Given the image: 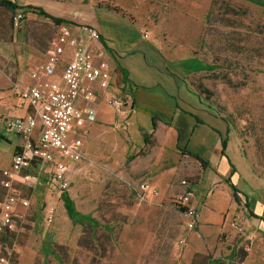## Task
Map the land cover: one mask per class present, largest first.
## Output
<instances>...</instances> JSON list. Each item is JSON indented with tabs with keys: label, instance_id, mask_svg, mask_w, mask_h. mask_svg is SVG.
Listing matches in <instances>:
<instances>
[{
	"label": "rangeland",
	"instance_id": "1",
	"mask_svg": "<svg viewBox=\"0 0 264 264\" xmlns=\"http://www.w3.org/2000/svg\"><path fill=\"white\" fill-rule=\"evenodd\" d=\"M13 1L41 6L69 22L55 26L29 10L23 21L15 23L11 13L0 8V50L5 73L17 66L29 76L38 73L44 62L43 54L52 49L61 33L68 31L81 43L78 36L81 31L76 27L89 26L107 39L111 51L113 44L116 50L129 45L135 48L142 43L154 47L165 69L185 87L187 103L180 104L190 111L188 115L183 112L174 116L169 107L137 93L133 113H120L122 109H114L108 102L110 95L125 101V92L129 91L125 85L110 90L109 98L89 103L97 113L72 133L84 142L83 159L69 163L68 187L64 192L81 213L100 221L108 220L115 226L116 242L96 262L91 261L94 251L77 245L81 225L70 221L59 197L62 192L58 193L49 183L51 166L44 165L43 174L28 171L32 178L29 183L15 175L8 178L11 162L6 145H1L0 163L10 166L0 171V183L8 178L11 185L5 190L0 184V202L8 190L28 200V205L18 207L13 215L28 227L23 241L13 246L20 256L17 264L42 261L39 249L42 241L48 239L66 247L78 264H190L195 252L187 254V251L194 242L191 237L194 231L185 228V215L177 197L184 191L181 181L195 186V190L207 187L198 192L206 196L211 185L228 175L224 166L231 170L214 156L219 144L214 128L221 131V137L230 139L227 153L236 169L233 178L247 194L257 217L248 216L242 206L234 212L229 209L223 222L228 230L218 233L214 241H202L200 237L195 241L210 244L211 250L200 253H210L214 261L264 264V0ZM86 37L83 41L95 44L94 39ZM87 48L97 57V52L90 46ZM103 51L111 52L105 48ZM109 57L111 60L105 55L103 59L113 67L114 60ZM191 57L212 65L213 70L189 71V63L183 60ZM193 64L198 62L193 59ZM98 104L108 113L98 108ZM155 109L157 116L172 120V127L180 128L182 138L190 128L188 119L198 124L200 118L207 123L195 128L189 148L181 138L177 148L171 133L174 128L170 129L161 139L163 149L158 147L150 156L140 132L149 129L148 113ZM187 149L208 161L206 171L199 161L185 154ZM146 153L149 156L144 157ZM144 179L151 182L146 190L140 188ZM224 191L219 204L224 202ZM47 205L56 210L51 223L45 219ZM198 212L200 216L199 209ZM12 224L13 230L16 222L13 220ZM231 250L238 253L236 261L242 251L246 255L239 263H228Z\"/></svg>",
	"mask_w": 264,
	"mask_h": 264
},
{
	"label": "built area",
	"instance_id": "2",
	"mask_svg": "<svg viewBox=\"0 0 264 264\" xmlns=\"http://www.w3.org/2000/svg\"><path fill=\"white\" fill-rule=\"evenodd\" d=\"M21 17V13H16L15 23ZM76 30L94 40L98 39L96 30L89 26H79ZM65 47L73 51L66 61L63 60ZM101 54L98 53L97 57L90 55L78 37L71 36L68 31L61 33L41 70L30 75L33 83L20 91L21 98L28 103L31 110L24 116L6 121L8 129L19 135L25 143L21 152L12 155L8 178L15 175L29 183L32 178L28 171L34 161H40L51 164L49 183L57 192L61 193L67 189L69 163H77L83 159L84 142L72 133H75V129L80 127L84 120L95 116V110L89 102L96 98V88L107 89L114 85L113 67ZM59 64L62 66L57 73ZM108 103L117 110L124 106V101L115 96L110 97ZM36 129L38 136L36 143H33L31 138ZM36 172L42 174V169ZM8 178L0 183L5 190L11 185ZM181 184L184 191L177 197V203L184 208L185 228L191 230L199 219V212L198 208L190 204V193H193L191 186L184 180ZM148 187V183L140 184L142 190ZM17 205L26 207L28 200L9 190L6 191L0 202V224L12 229ZM55 212V207L47 205L45 210L47 223L54 220ZM182 242L179 240V243Z\"/></svg>",
	"mask_w": 264,
	"mask_h": 264
},
{
	"label": "crops",
	"instance_id": "3",
	"mask_svg": "<svg viewBox=\"0 0 264 264\" xmlns=\"http://www.w3.org/2000/svg\"><path fill=\"white\" fill-rule=\"evenodd\" d=\"M16 4H19V3H16ZM19 5H24V4H19ZM78 36L80 38L81 43L85 45L87 51H88L87 46H90V49H93L97 53H102L101 56L104 57L105 55L106 59L108 60L110 59L109 56L111 55L113 60L117 61L119 65L127 71L128 81L124 84L119 85L120 87L124 85L127 87L129 86V91L125 92L126 94L124 95V98L126 99H124L125 100L124 106L121 108L122 111L120 110L121 111L120 113H123L125 111L130 112V115L133 113L135 109V105H136L135 96L137 93H139V94H144L145 97L147 95L148 98L156 99L162 105V107L163 106L169 107V109L172 110V113L174 116L175 115L180 116L181 114H183V112L186 115H188L190 111H185L184 107H182L180 104V102L182 101L187 103L186 101H184L185 94L187 91L185 87L182 86L181 83L177 81L173 77V75H171L165 69L164 61L154 47H151V46L145 47V44L142 43L144 46L137 45L134 48L133 46L135 45H129L128 47L124 49L116 50L113 44L114 49L111 51L110 46L107 44V39L102 35L104 39L106 40V45H108V49L106 50L111 51L109 55L108 53H105L103 51V48L105 47L102 45L100 40L99 41L93 40L95 44L90 45L88 41H83V37H86L85 34L80 32ZM139 44H141V42ZM50 51L51 50L43 54L44 61L46 60L47 55L48 53H50ZM72 52L73 51L71 48L65 47V53L63 55V60L65 61L68 60ZM61 66L62 64H59V67H58L59 69L57 73H59ZM113 67H114V64H113ZM57 76L58 75L56 74L55 77ZM113 78L115 79L114 76ZM33 81L34 80H32L28 74L21 73L18 66L16 69H13L11 72L5 73L4 66H3V51L2 49L0 50V146L1 145L4 146V144L6 145V152L9 157V163L11 162V158L14 153L21 152L24 149L25 143H24V140L19 135L13 133L12 131L8 129L6 121L14 117L24 116L28 111L31 110L28 103L21 98L20 91L22 89L27 88L29 85H31ZM115 88H117L115 87V85H111L107 89L96 88V98L95 99L101 100L106 97L107 98H109L110 96L112 97V95H110L112 94L110 93V90L115 89ZM130 92H132V94ZM108 95L110 96L108 97ZM102 107H103L102 104H98V108H100L103 112L108 113L105 111L106 109ZM157 111L158 110L155 109L153 110V113L152 112L150 114L148 112L147 113L150 116V118H152L153 115H156ZM95 113H97L96 110H95ZM161 119L169 123V126L165 128L164 134L161 139L164 140L165 133H167L168 131H171L170 129L174 128V132H171V133L174 136L173 138L175 140L174 145L177 148L179 147L178 145L181 143L180 142L181 140H184L183 144L185 145L187 144L186 146L189 148L190 143H192V140L194 139L193 136H194L195 128H197L198 125L207 123L204 120H201L200 118L198 119L202 121L203 123L196 124L194 122H191V118L188 119L190 128L188 129V132L186 134L187 136L185 138H182L181 137L182 131L180 130V128L178 130L176 126L172 127L171 125L172 120L170 121L169 119H166V118H161ZM151 132H152V125H150L149 129L147 127V129H145L144 131H141L140 136L144 140L145 137H147ZM213 132L218 136V139H219V144L218 146L215 147L213 151L214 156L216 160L219 159L220 162L223 161L226 164H228L231 170L227 171L228 170L227 165L224 166L225 168L224 171L228 175L226 177H221V180L219 182H216L214 185H211V187L209 188V192L206 196H203L204 195L203 193H202L203 195H201L198 192L205 191L207 187H202L200 190H195L194 189L195 186L190 184L192 185L190 188L193 191L192 197L190 198V202L191 203L193 202L192 204H194L200 210V216H199V219L195 227L191 229V231H194V235L191 236L192 239H194V242L188 247L187 254H193L194 252H205L207 250H211L210 244L209 245L204 244L202 241L206 239L207 240L211 239V241L212 240L214 241L218 233H220L223 230H228L226 229L225 224L223 222L228 218L226 214H227V211H229V209L230 211L234 212L238 206H242L245 209L246 214L250 216L247 213V209L242 204H239L238 202L234 200L233 195H232V189L230 187L231 184L239 192L246 195V200L249 204V209L252 210L250 207V202L248 200L247 194L245 193L243 189L239 188L238 183H236V181L233 178L234 176L233 172H235L236 169L234 165L232 164L231 159L229 158V153H227L228 150L230 149V144H229L230 139L228 140L226 136L221 137L222 135L221 131L216 128H214ZM37 136H38V129H36L32 135L31 139L33 143H36ZM161 139L158 145L155 147V152L153 154L149 152L150 156H153L156 153L158 147H159V150L163 149L162 147L163 140L161 141ZM222 139L226 141L225 149H224L225 156L221 155L222 154L221 153V150H222L221 140ZM17 148L18 150H16ZM231 148H233L232 145H231ZM187 150H190V149H187ZM0 152H1V149H0ZM192 152L196 153L201 158H203V156L200 155L199 153L195 151H192ZM235 155H237V153H235ZM147 156L149 155L147 154L144 157H147ZM46 164L51 166V164L49 163H41L40 161H34L29 171H34V172L38 171L39 169H42L43 166ZM8 167H4L0 163V171H4ZM207 167H208V161H207V165L203 167L205 171L207 170L206 169ZM44 177L46 178V176ZM141 183H148L150 185L149 188L151 187V182H149V180L147 179L142 180ZM175 186L178 187L179 185H175ZM178 188H180V186ZM219 188H221V190H219ZM222 189H225V191L223 192L224 202L222 204H219L220 202L219 199L221 198ZM18 207H21V206L17 205L15 207V211L17 210ZM253 213L256 215L254 211ZM250 217H254V216H250ZM255 217H257V215ZM199 237L202 241L196 242L195 239Z\"/></svg>",
	"mask_w": 264,
	"mask_h": 264
},
{
	"label": "trees",
	"instance_id": "4",
	"mask_svg": "<svg viewBox=\"0 0 264 264\" xmlns=\"http://www.w3.org/2000/svg\"><path fill=\"white\" fill-rule=\"evenodd\" d=\"M252 1V0H248ZM0 8H3L11 13V17H14L16 13H21V18L18 22L23 21L26 17L25 14L31 10L33 13L50 20L55 26L68 23L69 21L63 17L55 16L47 12L41 6L35 5H19L16 4L13 0H0ZM228 12V11H226ZM236 11H234L235 13ZM210 18V16L208 17ZM215 19V18H214ZM11 25H13V21L11 20ZM98 39L105 47L108 49V45H106V40L100 34H98ZM193 59L198 62V64H193ZM188 64V70L191 72L198 71H211L213 70L212 65H208L202 61H200L196 57H191L183 60ZM192 63V64H191ZM113 76L114 85L119 86L120 84H124L128 81L127 79V71L119 65L117 61H114L113 67ZM204 92V90L202 91ZM196 118V117H195ZM197 123H203L197 118ZM152 132L145 137L144 147L148 150L147 153L153 154L155 152V147L158 145L160 139L162 138L165 128L169 126V123L163 119H161L157 115H153L151 118ZM226 141L224 139L221 140V155L225 156ZM18 150V148L16 149ZM146 153V154H147ZM185 154L191 156L195 160L199 161L202 166L207 165V161L201 158L196 153H193L190 150H185ZM144 156V155H142ZM128 158V157H127ZM232 189V195L236 202L242 204L246 209L247 213L250 216H256L252 210L249 209V204L246 200V195L239 192L232 184L230 185ZM193 194V193H192ZM192 197V196H191ZM190 197V198H191ZM60 199L62 201L63 207L66 211V214L70 221L73 223L81 225V234L79 239H77V245L81 248L91 250L95 252V255L91 258L92 262H96L98 259L105 256V254L111 249V247L116 242L117 231H115V226L110 224L108 220H98L97 218L91 216L90 214L81 213L76 209L74 201L69 197L66 192H62L60 195ZM182 211L184 208L180 205ZM16 222V228L10 229L7 225L0 224V264H17L19 257L18 253L13 248L16 242L21 243L24 237L28 233V227L17 219L13 218ZM40 254L42 255V261H39L35 264H78L75 258L70 257L66 247L63 245L57 244L52 241V239L43 240L39 249ZM238 255L237 251L231 250L228 255V263H239L243 260L246 255L245 251H242L239 259L236 261L235 257ZM97 258V259H96ZM190 264H224L222 260L212 259V255L210 253H200L195 252L191 258Z\"/></svg>",
	"mask_w": 264,
	"mask_h": 264
},
{
	"label": "bare ground",
	"instance_id": "5",
	"mask_svg": "<svg viewBox=\"0 0 264 264\" xmlns=\"http://www.w3.org/2000/svg\"><path fill=\"white\" fill-rule=\"evenodd\" d=\"M192 196V193H190V197Z\"/></svg>",
	"mask_w": 264,
	"mask_h": 264
}]
</instances>
